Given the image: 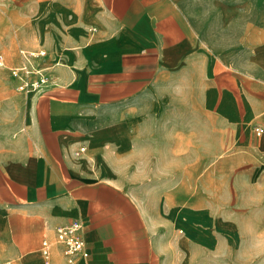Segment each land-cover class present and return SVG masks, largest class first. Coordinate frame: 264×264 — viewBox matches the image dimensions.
<instances>
[{"label":"crops","instance_id":"0c3cea01","mask_svg":"<svg viewBox=\"0 0 264 264\" xmlns=\"http://www.w3.org/2000/svg\"><path fill=\"white\" fill-rule=\"evenodd\" d=\"M231 2L16 7L0 26L17 39L0 54V264H70L56 229L74 221L75 264H247L249 235L263 251L237 222L264 220V25ZM39 51L53 81L21 91L10 69Z\"/></svg>","mask_w":264,"mask_h":264},{"label":"built area","instance_id":"2783aa9c","mask_svg":"<svg viewBox=\"0 0 264 264\" xmlns=\"http://www.w3.org/2000/svg\"><path fill=\"white\" fill-rule=\"evenodd\" d=\"M23 55L25 56V64L10 69L12 76L20 81L19 90L35 91L53 81V76L49 73L48 68L43 67L41 64L47 55L45 51L25 53ZM0 67L6 68L3 55H0ZM255 132L260 136L263 133V129L257 127ZM82 229L83 225L79 221H74L70 225L56 229L57 242L63 245L65 257L70 264H75L77 258L84 252L85 242L81 235ZM50 248V242L44 239L41 246L43 256H49Z\"/></svg>","mask_w":264,"mask_h":264},{"label":"rangeland","instance_id":"374dc122","mask_svg":"<svg viewBox=\"0 0 264 264\" xmlns=\"http://www.w3.org/2000/svg\"><path fill=\"white\" fill-rule=\"evenodd\" d=\"M230 3V2H229ZM232 4L236 3L235 0H232ZM240 3L242 5L247 6L248 8V20H254L258 24L264 25V0H240ZM25 4V0H0V26L5 22L8 21L10 24L12 18L14 17V10L17 6L22 7ZM240 13H237L236 15L239 16ZM243 14V13H242ZM13 38L10 40L8 38L9 33L6 34L4 28H0V54L6 55V50H4L5 46L12 45L13 47H16L17 39L15 37V29L13 28L12 31ZM4 38H3V37ZM232 43H234V40H229ZM237 224L240 225L241 230H252L256 227H260L263 229L264 234V220L256 221L255 219L252 221H246L243 219H239ZM230 226L226 225L228 228ZM245 228V229H243ZM251 237H248V252L244 255H240L235 259H239L240 261L244 262L247 261V264H264V235L260 237L259 241L263 245V251H256L255 249V236L249 235Z\"/></svg>","mask_w":264,"mask_h":264},{"label":"bare ground","instance_id":"6f19581e","mask_svg":"<svg viewBox=\"0 0 264 264\" xmlns=\"http://www.w3.org/2000/svg\"><path fill=\"white\" fill-rule=\"evenodd\" d=\"M185 171V170H184ZM186 176V175H185ZM161 179V178H160Z\"/></svg>","mask_w":264,"mask_h":264}]
</instances>
